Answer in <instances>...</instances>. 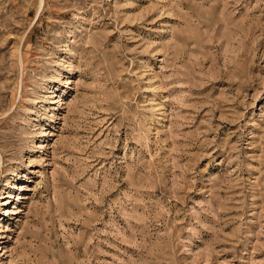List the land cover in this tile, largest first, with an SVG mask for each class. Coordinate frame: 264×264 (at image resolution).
<instances>
[{"label": "rangeland", "instance_id": "rangeland-1", "mask_svg": "<svg viewBox=\"0 0 264 264\" xmlns=\"http://www.w3.org/2000/svg\"><path fill=\"white\" fill-rule=\"evenodd\" d=\"M0 264H264V0H0Z\"/></svg>", "mask_w": 264, "mask_h": 264}]
</instances>
